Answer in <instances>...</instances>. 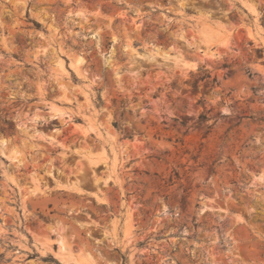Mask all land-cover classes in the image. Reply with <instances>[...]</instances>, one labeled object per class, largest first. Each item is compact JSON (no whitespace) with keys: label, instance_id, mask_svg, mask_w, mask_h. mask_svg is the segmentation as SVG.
<instances>
[{"label":"rangeland","instance_id":"374dc122","mask_svg":"<svg viewBox=\"0 0 264 264\" xmlns=\"http://www.w3.org/2000/svg\"><path fill=\"white\" fill-rule=\"evenodd\" d=\"M0 264H264V0H0Z\"/></svg>","mask_w":264,"mask_h":264},{"label":"trees","instance_id":"16d2710c","mask_svg":"<svg viewBox=\"0 0 264 264\" xmlns=\"http://www.w3.org/2000/svg\"><path fill=\"white\" fill-rule=\"evenodd\" d=\"M34 24H35L36 27H39V24H37V23H34ZM113 126H114L115 129L118 130V131H121V130H122V129H121V125H120L117 121L113 123ZM124 137H125V138H131V135H130V134H128V135H124Z\"/></svg>","mask_w":264,"mask_h":264}]
</instances>
